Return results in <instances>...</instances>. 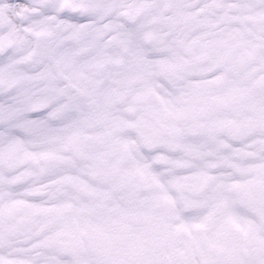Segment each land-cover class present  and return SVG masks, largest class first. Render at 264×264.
Listing matches in <instances>:
<instances>
[{
    "label": "snow or ice",
    "instance_id": "obj_1",
    "mask_svg": "<svg viewBox=\"0 0 264 264\" xmlns=\"http://www.w3.org/2000/svg\"><path fill=\"white\" fill-rule=\"evenodd\" d=\"M0 264H264V0H0Z\"/></svg>",
    "mask_w": 264,
    "mask_h": 264
}]
</instances>
